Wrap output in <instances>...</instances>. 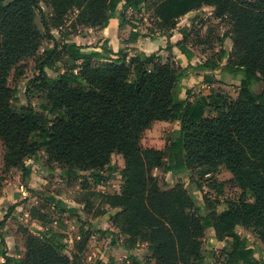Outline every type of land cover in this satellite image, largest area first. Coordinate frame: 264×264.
Wrapping results in <instances>:
<instances>
[{
    "label": "trees",
    "instance_id": "obj_1",
    "mask_svg": "<svg viewBox=\"0 0 264 264\" xmlns=\"http://www.w3.org/2000/svg\"><path fill=\"white\" fill-rule=\"evenodd\" d=\"M148 1L0 0V141L5 146V167L19 170L26 186L32 175L27 161L38 164L46 152L52 162L66 168L69 177L90 173L99 184L105 169L107 178L112 177L111 161L119 155L125 163L120 193L95 195L104 205L122 209L121 231L129 237L130 249L147 244L154 264H207L202 239L205 231L213 230L218 241L232 240L228 264H260L237 229L251 232L264 248V88L260 93L255 90L264 84V0H157L153 6L163 30H175L180 19L206 6L231 25L234 47L229 62L221 65L228 58L221 50L218 60H208L198 69L223 68L233 80L240 78L236 100L214 90L208 97L183 100V82L191 68L163 62L157 54L139 53L129 62L125 50L115 52L107 42L97 50L66 41L60 44L51 34V28H62L70 20L72 31L105 29L119 9L122 29L129 11L138 15L150 11ZM42 4L52 10L50 21ZM38 15L45 34L36 24ZM46 37L54 46L39 58V75L30 87L43 91L47 105L41 107L47 115L35 111L29 88L28 105L21 113L13 107L18 91L10 87L9 79L23 61L38 56ZM143 37L133 26L127 42L135 44ZM59 61L68 69L49 77L47 70H54ZM157 122L181 124L166 150L164 172L188 166L212 172L225 168L242 190V200L219 213L210 201L198 206L182 188V180L179 187L162 191L152 176L159 153L143 146L147 131ZM83 189H88L87 183ZM18 207L9 208L0 229ZM85 207L91 213L89 202ZM31 215L41 222L46 219L35 210ZM23 234L22 259L9 257L0 235L4 264H88L83 257L87 238L80 239L68 257L65 246L48 233L24 229ZM124 264L143 263L132 256Z\"/></svg>",
    "mask_w": 264,
    "mask_h": 264
},
{
    "label": "rangeland",
    "instance_id": "obj_2",
    "mask_svg": "<svg viewBox=\"0 0 264 264\" xmlns=\"http://www.w3.org/2000/svg\"><path fill=\"white\" fill-rule=\"evenodd\" d=\"M157 0H149L150 11L138 15L129 11L126 20L125 31L119 34V41L122 44L121 50H125L129 62L140 52L137 49L127 47L129 34L132 27L135 26L138 31L150 40L158 41L161 44L169 39L175 32L181 33L179 44L184 46L192 57L198 58V63L208 60H218V52L225 50L231 45L233 39L231 34V25L225 21L217 19L213 9H202L196 11L194 15H189L180 19L173 31L163 30L159 27V21L153 13V6ZM45 17L51 20L52 10L41 5ZM120 9L114 15L121 21ZM115 22V21H114ZM70 23L66 26L55 29L51 28V34L56 40L63 44L66 42H81L82 37H91L90 48H99L102 43L100 31L102 29L88 30L79 27L76 31L70 29ZM36 24L42 34L45 29L41 23L40 15L36 18ZM185 31V32H184ZM184 32V33H183ZM101 45V46H103ZM53 41L47 37L37 57L23 61L17 71L12 72L9 85L17 89V103L13 107L25 113L28 99L27 89L31 92V102L38 114H46L41 105H47L42 90L37 87H30V83L38 75L37 63L44 52L53 48ZM166 45L168 52L160 60H168L181 65V61L176 54L181 50L178 47L173 52V46ZM87 47V46H86ZM109 47V46H108ZM164 49L155 47L154 50L143 54H162ZM230 52V51H229ZM232 55V53H231ZM167 56V57H166ZM203 57V58H202ZM173 59H176L174 61ZM228 59V58H227ZM62 61V59H60ZM226 60L221 61L224 63ZM190 63L183 67H189ZM190 74L183 82L181 98L194 100L196 96H210L214 90L230 98L236 97L238 93L237 80L225 73L222 68L217 71H204L189 67ZM68 69L64 62H56L54 70H47L51 78H56L59 74ZM190 79V81H189ZM192 80V81H191ZM186 84V85H185ZM191 88V89H189ZM264 84L258 85L255 90L260 93ZM188 89V93L185 91ZM188 95V97H186ZM208 115H210L208 113ZM180 122H157L147 131L143 140V146L148 149L156 150L159 161L152 171V176L157 181L162 191H170L178 186V180H182V188L192 195L198 206L205 207L206 201H210L217 212H223L225 208L236 206L242 200V190L233 182L232 174L225 168H220L217 172L209 171L206 168L188 166L186 169L178 172H164L165 164H168L166 150L176 138L180 129ZM162 155V156H161ZM5 146L0 141V221H3L9 208L12 205L19 204L23 211L17 216L7 220L4 229H0V235L3 236L9 257L22 259L25 254V236L23 230L41 231L53 236L55 240L65 246V255L72 256L75 245L80 239L87 238L88 244L84 252V259L88 264H124L132 256L137 257L143 264H154L152 254L147 244H140L136 249H130L129 237L121 231L122 209H113L101 202L100 197L95 194H119L124 185L121 174L125 168L124 160L119 155H114L111 164L114 168L111 178L108 177L106 169L102 172L105 177L99 184L91 178L90 173H80L78 177H69L66 168L52 162L46 152H42L41 161L38 164L27 161V166L31 168L32 175L25 186L22 182L21 172L17 169H7L4 164ZM88 184V189H83L84 184ZM91 204V213H88L85 203ZM17 210V208H16ZM15 210V211H16ZM35 210L36 215L45 216V221L41 222L32 217L31 212ZM66 210V211H65ZM67 210H73L68 212ZM105 212L104 215H99ZM101 232H106L104 235ZM237 233L247 240V245L256 252L255 258L264 264V248L262 243L251 232L238 228ZM202 254L207 264H228V251L231 249L232 240L226 239L220 242L215 237L213 230L205 231L202 239ZM5 260L0 258V264Z\"/></svg>",
    "mask_w": 264,
    "mask_h": 264
},
{
    "label": "crops",
    "instance_id": "obj_3",
    "mask_svg": "<svg viewBox=\"0 0 264 264\" xmlns=\"http://www.w3.org/2000/svg\"><path fill=\"white\" fill-rule=\"evenodd\" d=\"M205 8H208V9H213L214 11H215V8H213V7H203L202 9H205ZM202 9H200L199 11H201ZM195 14V12H192V13H190L189 15H194ZM189 15H187V16H189ZM120 16V15H119ZM187 16H185V17H187ZM185 17H183V18H185ZM115 21V22H114ZM120 25H121V21H119L118 22V19H117V17L115 16L112 20H111V22H110V24H109V26L107 27V28H105V29H102L101 31H100V35H101V38L100 39H102V43H108V46H109V48H111L113 51H115V52H119V51H121V48L120 47H122V44L120 43V41H119V34L121 33V31H125V27H123L122 29L120 28ZM126 26V25H125ZM88 30H90V29H88ZM138 30V29H137ZM93 31V30H92ZM134 32H136V29H134L133 30ZM185 32V31H184ZM183 32V33H184ZM181 33H179L178 31L177 32H175V34L171 37V38H169V39H166V38H161V39H164V40H166L165 42L163 41L161 44H159V42L158 41H153V40H150L149 38H147L146 36L145 37H143V38H141V39H139L138 41H137V43H135V44H128L127 45V47H129V48H132V49H137V50H139L140 52H143V53H147V51H151V50H154L155 49V47H157V48H162V49H164L163 51H162V54H159V56L160 57H165V55L168 53L167 51H166V45L167 44H170V46H173L174 48L172 49L173 50V52H174V50H177L178 49V45H179V43H180V41H182L181 39V35H180ZM143 35V34H142ZM129 36H130V34H129ZM230 36H231V34H230ZM90 39H91V37H89V36H87V37H82L81 38V40H79V41H81V42H71V43H73V44H77V45H79V46H84V47H90V44H91V42H90ZM128 40H129V38H128ZM231 40V45H229V50H228V48L226 47V48H224L225 49V51L227 52V54H228V59H225L226 61L224 62V63H222L221 65L222 66H225L228 62H229V60H230V58H231V53H232V51H233V47H234V42H233V40L232 39H230ZM101 45H103V44H99V48H96L97 50H101ZM169 46V47H170ZM93 49V48H92ZM230 51V52H229ZM145 55H147V54H145ZM151 55H153V53L152 54H150V55H148V56H151ZM176 56H178V59L181 61V65L184 67L186 64H187V62H188V64L190 63V66L189 67H193V68H198V67H200L201 65H203V63H199V64H197L198 63V58L196 57V56H193V57H191V58H188L187 56H185L182 52H178L177 54H176ZM167 57V56H166ZM203 58V57H202ZM174 61H176V59H173ZM177 62V61H176ZM205 63V62H204ZM186 68H188V67H186ZM240 78H238V80H237V87H238V92H239V87H240ZM189 81H190V79H189ZM192 81V80H191ZM186 85V84H185ZM189 89H191V88H189ZM189 91H188V89L185 91V94H187ZM186 97H188V95H186ZM237 97H238V93H237V95H236V97H234L233 99L234 100H236L237 99ZM183 100H186V99H183ZM0 194H1V192H0ZM1 196V195H0ZM23 211V208H21V207H18L17 208V210L13 213V217H17L21 212ZM11 258H14V256H10ZM0 258H2V257H0ZM3 259V258H2Z\"/></svg>",
    "mask_w": 264,
    "mask_h": 264
}]
</instances>
